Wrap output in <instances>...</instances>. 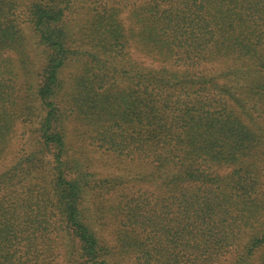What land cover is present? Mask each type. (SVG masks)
I'll use <instances>...</instances> for the list:
<instances>
[{
  "label": "trees",
  "instance_id": "trees-1",
  "mask_svg": "<svg viewBox=\"0 0 264 264\" xmlns=\"http://www.w3.org/2000/svg\"><path fill=\"white\" fill-rule=\"evenodd\" d=\"M0 264H264V0H0Z\"/></svg>",
  "mask_w": 264,
  "mask_h": 264
},
{
  "label": "rangeland",
  "instance_id": "rangeland-1",
  "mask_svg": "<svg viewBox=\"0 0 264 264\" xmlns=\"http://www.w3.org/2000/svg\"><path fill=\"white\" fill-rule=\"evenodd\" d=\"M30 1L31 0H15V8L17 11H21ZM19 19L20 21H24L23 14L20 13ZM25 34L27 37L31 36L30 30L26 26ZM80 128L82 127L76 122L70 121L67 123V130L70 132V135H74V146L77 148L82 145L79 155L81 156V160L88 166L87 170L90 172L88 177L94 180L91 182L93 186L98 185V183H96L98 179H107L111 181L114 180V178L120 179L119 186L116 187L117 192L135 190L140 186L139 183L134 180V175H136L137 171L136 168L130 167L127 162L123 160L115 159L113 156H107L101 152H96L92 147L87 146L85 141H83V143L75 141L79 139L83 140V138H85L84 131ZM24 139L25 137L21 134H16L12 140L10 152L11 150H16L24 142ZM112 198V195L107 193V190L104 187L101 191L98 190L94 193L91 192L90 194H86L83 203L87 211L91 212L94 218H97L95 225L99 228L100 232L105 236L109 243L112 242L110 236L112 224L109 222L110 220L102 227H99V224H101V220H103V218L100 219V216L104 215V218L107 216L105 213L106 207L109 205Z\"/></svg>",
  "mask_w": 264,
  "mask_h": 264
}]
</instances>
